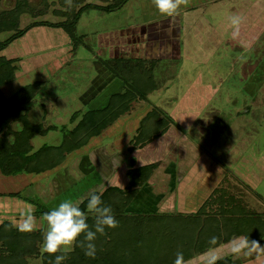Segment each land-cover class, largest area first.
Wrapping results in <instances>:
<instances>
[{
  "label": "rangeland",
  "instance_id": "obj_1",
  "mask_svg": "<svg viewBox=\"0 0 264 264\" xmlns=\"http://www.w3.org/2000/svg\"><path fill=\"white\" fill-rule=\"evenodd\" d=\"M14 1L0 0V11L13 7ZM144 1L146 2L143 3ZM148 1L127 0L116 10L108 12L99 8H83L86 3L108 4L103 0H83L78 5L82 8V13L76 26L77 33L83 34L80 32L85 25L92 26L90 29L98 28L101 30L87 32L83 38L84 43L79 44L75 50H71L72 42L62 29L58 28L63 34L60 38L61 35L58 37L59 31L55 30L53 26L46 24L33 26V29H30L31 32L23 35L26 40H17L12 45L13 48L12 46L9 47L13 55L14 53H21L23 59L29 58V60H24L22 63L16 61V70L19 73L16 71L14 78L2 86L3 94L9 97L24 85L43 80L44 83L27 104L28 118L34 122L41 121L45 126L50 127V130L44 135L34 136L31 143L34 149L44 144H58L61 137L60 130L64 127L71 128L73 125L70 115L74 111L101 107V101L97 100L96 106L83 103V100L88 97V94H85L87 87L92 85L95 77L99 74L98 68H96L99 67L96 64L97 59L109 55L106 37L101 41L98 36L99 31L111 33L115 29L132 28L133 25L137 24L139 28L144 26L149 30V36L146 34L145 44L151 43V49L155 48L152 50L154 55L150 57L158 59L155 65H159H157L158 68L155 66L153 71L155 76L159 78V88L148 93L144 103L153 105L152 108L161 112L163 117L171 119L169 115L171 108L179 101L183 93H188L196 78L202 74L205 83L216 88L214 96L212 94H209V97L204 95L208 99H205L206 101L202 106L197 107L196 110L200 116L197 117L191 127L186 128L174 121H171L170 124L173 123V127L178 128L177 130L183 135L184 144L191 143L198 148L201 147L205 154L204 157L210 160L211 163H209L213 169L215 168L213 164H215L221 166L225 170V174L230 173L231 179L222 178L220 185L216 188L223 186L234 193L248 210L264 216V33L252 50L244 48L239 44L240 42H236L230 36V31L227 30L229 27L226 29V26L230 24L229 17L245 6H242L245 0H179L178 14L173 17L164 15L165 17L158 19V21L151 18L158 12H156L157 8L155 9ZM29 3L33 12L38 10L40 13L22 14L19 28H23L34 21L54 23L62 20L64 18L58 12L68 7L66 3H62V0H29ZM236 3L238 8H234ZM193 7L200 8L199 13L204 19H207H203L200 23L208 21L207 23L212 25L211 30L220 26L219 31L224 32L221 44L218 39L209 40L211 31L209 34L201 35V38L208 40L203 45L205 47V49L202 48L203 51L185 50L180 27L181 15L185 10ZM117 14L119 17L116 16ZM147 23L151 24L148 26ZM9 34V32H1L0 41L7 38ZM128 37L125 36L122 39L119 36L126 48L129 47ZM107 38L108 41L114 39L113 35H109ZM153 38L158 40L160 49L156 47ZM60 42L61 44H59ZM24 43L29 50L25 46L22 47ZM145 44H139L140 48L143 49H140L138 56L132 59L133 62L149 57V54L144 52ZM29 54L30 57H28ZM5 55L11 54L5 53ZM48 61L50 65H45L44 62ZM104 79L105 77L100 78L103 82ZM108 89L109 87L107 91H111V88ZM141 100L133 101L130 110L139 108L141 104H144L141 103ZM140 109L142 108L140 107ZM104 145L108 152L115 151L112 148V143L108 140L105 141ZM180 146L182 145L175 146L177 151L173 154L177 159L180 158ZM122 151L124 161L127 165L131 164L134 159L131 158L128 147ZM39 175L29 174V177L34 176L30 182H37L36 184H39L43 189L47 183L52 181V178L47 175L39 180ZM232 175L236 180L232 179ZM245 175H248L251 180L244 177ZM28 180V178L20 175L9 179V177H3L0 174V185L20 186V182L27 185ZM192 181L195 182L193 179ZM16 187L14 186L13 189H19ZM23 188L21 187L19 191L20 196L0 195V224L4 221H9L12 225L18 224L22 218L21 212L26 206L34 205L29 201L31 198L27 195V189L23 190ZM37 188L32 185L28 188V192L37 191ZM0 191V193L7 192L5 189L3 190V187H0ZM190 191H187L188 195L193 194L198 199L196 194ZM197 192L199 193V191ZM63 197L67 196L62 195ZM192 199L194 200L193 196ZM34 201L38 203L36 199ZM38 204L43 206L41 203ZM199 208L200 206L188 214L195 213ZM33 209L36 210L35 207ZM34 216L36 229L41 227L45 229L42 213L36 215L34 211ZM253 245H255L254 248L249 251L251 256L253 252L258 250L259 245L264 250V238ZM38 248L37 255L27 257V264H41V243ZM204 261L195 258L193 264H204ZM190 262L192 264V261ZM248 264H264V258L261 263L252 259Z\"/></svg>",
  "mask_w": 264,
  "mask_h": 264
},
{
  "label": "trees",
  "instance_id": "obj_2",
  "mask_svg": "<svg viewBox=\"0 0 264 264\" xmlns=\"http://www.w3.org/2000/svg\"><path fill=\"white\" fill-rule=\"evenodd\" d=\"M82 1L62 0L68 6L58 12L64 19L54 23L34 21L23 28H19L21 15L38 12H33L29 0H15L13 7L0 11V33H10L0 41V174L3 177L39 175L56 169L66 161L69 154L86 146L91 138L98 136L128 113L133 101L145 100L155 87V60L133 62L132 59L100 58L103 66L123 83V90L109 95L102 108L74 111L70 115L73 125L60 130L58 144H44L37 149L33 148L32 138L50 130L41 121L34 122L28 118L27 104L44 81L26 84L6 97L1 88L14 78L17 60L7 58L1 52L33 26L45 24L62 29L72 42L71 50H75L79 44L84 43V36L76 31L82 13V8L78 5ZM103 1L108 4L86 3L83 8H99L109 12L116 10L127 0ZM161 114L156 108L145 113L129 141L130 151L142 147L167 130L173 120ZM156 166V163H151L129 168L128 183L124 188L109 186L101 192H90L102 193V200L111 206L118 221L117 226L105 228L104 234H97L95 258L86 257L82 248L74 246V250L62 264H173L177 252L183 253L182 263H185L237 237L247 238L250 245L264 238V216L248 210L234 193L223 186L215 188L193 214L129 212V204ZM1 185L7 191L0 193L2 196H20L19 191L23 187L22 183L20 186L14 185L19 187L16 190L13 185ZM89 194L77 203L82 210L86 211ZM29 201L34 204L36 215L49 210L45 205L35 203L33 198ZM87 223L90 227L94 224L91 215ZM44 230L41 227L31 232H22L9 221L0 224V264H27L28 256L38 254ZM213 236L217 238L215 245L209 244ZM78 239H82V236ZM58 254L60 253L40 254L41 264H54V257ZM216 264H232V261L230 256H223Z\"/></svg>",
  "mask_w": 264,
  "mask_h": 264
},
{
  "label": "crops",
  "instance_id": "obj_3",
  "mask_svg": "<svg viewBox=\"0 0 264 264\" xmlns=\"http://www.w3.org/2000/svg\"><path fill=\"white\" fill-rule=\"evenodd\" d=\"M149 1L150 4L156 9L154 0ZM145 2L146 1L143 3ZM243 5L245 6L236 12L237 15H241L243 17L238 31L234 30L230 24L229 26H226V29L229 27L227 30L230 31V36L236 42H240L239 44L244 48L252 50L260 41V38L264 33V0H245L242 6ZM236 7L237 3L235 4L234 8ZM199 9L200 8L198 7H193L191 9L185 10L181 15L182 23L180 24V27L181 33L183 35V45L186 51H192L194 49L197 51H203L202 48L205 49L203 45H205L208 40L201 38V35L209 34L211 31L212 34L209 40L218 39L220 44L223 40L224 32L219 31L220 26L211 30L212 25L210 26L209 23H207L208 21L200 23L203 21L204 17L199 13ZM156 12L158 13H155L153 17H151L152 19L158 21V19L165 17L163 14H160L158 10ZM116 16H118V14ZM208 19L210 20L209 16ZM151 23H147V25L149 26ZM138 26L139 25L137 24L133 25V27L130 26L132 28H121L120 30L115 29L114 31H111V33H101L102 31H99L98 36L100 37L101 41H103L104 37L107 38L109 35H113L114 38L113 41H108V38H105L109 55L100 58L134 59L137 57V54L140 53V49H143L140 48L139 44H145L146 38L149 36L148 29L144 28V26L142 28H139ZM91 27L92 26L85 25V27L81 29L82 31L80 32L83 34L80 35L85 36L87 32H97L98 30H101L98 28L90 29ZM54 29L59 31L58 37L61 35L60 38H62L63 34L60 32V29L56 27ZM29 31L30 29L26 33H29ZM142 35L143 38H141ZM119 36H121L122 39H124L125 36H129L128 48L125 47L124 43H122V39H119ZM21 39L26 40L23 36L19 39H16L1 53L3 55H5V53H10L11 55L5 56L7 58H15L17 63H19V61L22 63L24 60L28 61L29 58L23 59L24 57L21 53H14L13 55L12 50L9 49V47L17 42V40ZM153 42H156V47L160 49L158 40L156 41V39L153 38ZM198 43H200V46H198ZM59 44H61V42ZM103 45L105 44L103 43ZM145 45L144 52L145 54H149V57H146V59L144 58V60H154L155 58L150 56L154 55L152 50L155 48L151 49V43L146 46ZM23 46L27 47V50H29L25 43L22 45V47ZM30 56L31 55L29 54L28 57ZM97 61L98 62L96 64H98L99 67L96 68H98L97 71L99 74L95 77L92 85L87 87L85 94H88V97L86 100H83V103L86 105H95L97 101H101V107L94 109L104 107L109 95L120 92L124 88L123 83H120V80L114 78L110 71L103 66L99 59H97ZM155 61L157 63L158 59H155ZM44 64L50 65V62H44ZM157 65L156 68L159 66ZM16 73L19 72L17 71ZM103 77H105L104 82L103 80H100V78ZM153 77L155 87L152 91H155L159 88V78H157L154 73ZM108 87L109 89L111 88V91H107ZM215 92L216 88H213L210 84H206L204 77L202 74H200L199 77L196 78L195 83H193V86L190 88L188 93H183L179 101H177L171 108L169 113L170 117L174 122L182 124L186 128L191 127L197 120V117L200 116L198 110H196L197 107L202 106L206 101L205 99H208L205 98L204 95H208L209 97V94L213 95ZM141 103H144V100H141ZM141 105L139 108L136 107L133 110H130L124 116L118 118L113 124L104 129L98 136L91 138L86 146L76 150L73 152V154L71 153V155H69L66 159L67 161L64 162L65 164H62L63 166L60 165L52 171H48L46 173H42L43 175H39V180L46 177L47 175L52 178V181L47 183L44 188L42 186L43 189H41L39 184H36L37 182H30L34 176L29 177V175H20L29 179V183L27 185L20 182L23 184L22 186L25 188V190L27 189V195L33 199H36L38 203L45 205L47 208H51L65 199L71 200L77 204L91 191L101 192L109 186L124 188L128 183L127 171L129 168L156 163L157 166L155 170L149 177L148 181L138 191L134 199L129 204L127 210L129 212L136 213L178 212L183 214H188L189 212L195 211V209L201 206L203 201L213 191V189L220 185L222 178L231 179L230 173L225 174V170H223L221 166L215 164H213L215 167L213 169V167L210 165V160L204 157L205 154L203 153V150L200 146L198 148V146L196 147L195 144H184L183 141H185V138L177 130L178 128L175 129L173 127V123L170 124L167 130L160 136L154 138L142 147H137L130 151L129 154L131 158L134 159V161L127 165V163L124 161L122 149L125 147L129 148V141L135 133L140 119L148 110L152 109L153 107V105L146 103ZM140 107L142 109H140ZM106 140L112 143V148L115 149L114 152H108V150L105 149L104 143ZM179 145H182L183 147L180 146V158L177 159L173 154H175V151H177L175 146ZM198 164H200L199 167ZM195 166L196 169H194ZM192 174L194 175L192 176ZM244 177L249 178L248 175H245ZM192 179L195 180V182L192 181ZM232 179L236 180L233 175ZM39 180L37 181L39 182ZM32 185L36 188L39 186V189L37 188V191L34 190L28 192V188H30ZM0 187L3 186L0 185ZM189 190H191L190 192L195 193L198 199L193 194L188 195L187 191ZM197 191H199V193ZM62 195L67 197H63V199ZM192 196L194 197V200L192 199ZM192 205H194V207H192ZM29 207L34 208L35 206H26V208ZM234 239L242 238L237 237ZM232 241L233 239L226 244L213 248L182 264H190V261H192L193 264V260H195V258L204 261L206 256L212 252L220 257L230 256L233 264H248L252 259L256 261L258 260L261 263V260L264 258V250L261 248V245H259L256 252L252 253V256L249 255V251L250 249H253L255 245H250L247 251L242 254L238 260L234 261L233 256L229 254V248Z\"/></svg>",
  "mask_w": 264,
  "mask_h": 264
},
{
  "label": "clouds",
  "instance_id": "obj_4",
  "mask_svg": "<svg viewBox=\"0 0 264 264\" xmlns=\"http://www.w3.org/2000/svg\"><path fill=\"white\" fill-rule=\"evenodd\" d=\"M157 10L166 16L173 17L178 14L179 0H154ZM243 17L241 15H231L230 25L238 31ZM34 209L25 208L21 212V220L13 225L19 231L31 232L36 230V219ZM91 215L94 224L90 227L87 220ZM42 220L45 223V230L42 235L41 255L60 253L55 255L54 264H62L68 258V254L74 250V246L80 247L84 255L95 258L97 246L95 240L97 234H104L105 228H114L118 221L115 219L112 208L102 200V193H90L87 199L86 211L82 210L71 200H63L48 211L42 213ZM82 236V239H78ZM217 238L211 237L209 244L215 245ZM256 243V242H254ZM250 247L247 238L233 239L229 248V254L234 261L238 260ZM183 253L177 252L173 264H182ZM222 257L214 252L206 256L204 264H216Z\"/></svg>",
  "mask_w": 264,
  "mask_h": 264
}]
</instances>
